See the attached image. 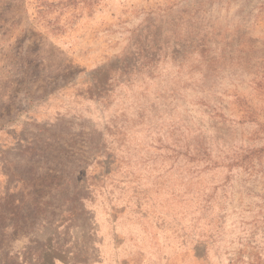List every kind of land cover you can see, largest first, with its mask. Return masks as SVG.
Here are the masks:
<instances>
[{"label": "rangeland", "instance_id": "rangeland-1", "mask_svg": "<svg viewBox=\"0 0 264 264\" xmlns=\"http://www.w3.org/2000/svg\"><path fill=\"white\" fill-rule=\"evenodd\" d=\"M0 264H264V0H0Z\"/></svg>", "mask_w": 264, "mask_h": 264}]
</instances>
